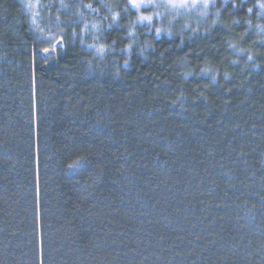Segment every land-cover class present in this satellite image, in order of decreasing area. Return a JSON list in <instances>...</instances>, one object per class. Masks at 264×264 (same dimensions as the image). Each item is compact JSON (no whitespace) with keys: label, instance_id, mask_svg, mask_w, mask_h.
Here are the masks:
<instances>
[{"label":"trees","instance_id":"obj_1","mask_svg":"<svg viewBox=\"0 0 264 264\" xmlns=\"http://www.w3.org/2000/svg\"><path fill=\"white\" fill-rule=\"evenodd\" d=\"M26 3L0 0V264H264L258 0Z\"/></svg>","mask_w":264,"mask_h":264},{"label":"snow or ice","instance_id":"obj_2","mask_svg":"<svg viewBox=\"0 0 264 264\" xmlns=\"http://www.w3.org/2000/svg\"><path fill=\"white\" fill-rule=\"evenodd\" d=\"M199 3H200V0H164L163 6L166 7V8H171V9H180V8H186L187 9V8H191L193 6L198 5ZM203 3H204V7L207 8L209 6V4L214 3V0H203ZM224 3L228 4L229 0H224ZM244 3H247V0H241V5L244 4ZM38 4H39V0H36V4L26 3V4H23L22 6L27 8V9H32V8L36 7ZM160 6L161 5H157L155 3V0H128V5H127V7H130L132 9L137 10V11H139L142 7H160ZM232 6L234 8L240 7L239 5H235V4H233ZM256 6L259 7L261 10H264V0H258V3H257ZM67 7H68V5L61 3V8H67ZM84 7L88 8L91 11H96V9L92 8L91 4L84 5ZM127 7L125 9V12L127 11ZM247 12L248 13H252L253 12V8L252 7L247 8ZM154 15L159 16V15H161V13L157 12ZM137 19L141 23H143L145 21H149L150 22V21L153 20V16H151V15H148V16L142 15V16H139ZM261 19H264V15L261 16ZM77 22H82V20L81 21H77ZM112 23L113 24H118L119 23V14H115L113 16ZM233 23L234 24L238 23V21H233ZM246 23H247L248 28H252L253 27V25L251 24L250 20L247 21ZM32 24L33 25L36 24L35 16H33V18H32ZM87 27H88V25L86 24L85 28H87ZM92 27L96 28L97 25L93 24ZM109 27H111V25H109ZM255 28L257 29V31H259L261 33H264V25H257V26H255ZM41 31H43V30H41ZM156 31H157V33H160L162 30L161 29H156ZM169 34H171V33H169ZM246 34L247 33H245V35ZM73 35L75 36L76 34L73 33ZM128 36L131 37L132 36V32H128ZM241 38H243V37H241ZM113 43H115V42H113ZM259 43H260L261 47H264V39H260ZM62 44H63V37H61L59 40H56L55 44L51 48H43L42 51L45 52V53H49L50 55L54 54L55 51H56V46L57 45H62ZM132 46H133L132 44H129L127 46V48L131 49ZM229 47H232L234 50H237V51H240V52H247L248 51L247 49H236V46L232 45V44H230ZM96 51L98 53L103 54L106 51V46L105 45H100L99 47L96 48ZM142 51H143V49H142ZM47 58L48 57H45V59H47ZM248 59L252 60L253 57L251 55H249ZM234 63H235V61H234ZM202 71H207V70H202ZM213 79H215V77H213ZM83 163H86V158H84V157L78 159L73 164L69 165V167L76 168V167H79Z\"/></svg>","mask_w":264,"mask_h":264}]
</instances>
